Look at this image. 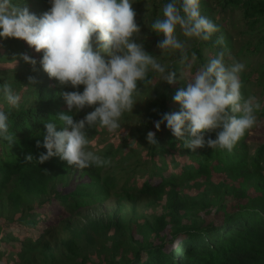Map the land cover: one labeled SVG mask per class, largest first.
I'll list each match as a JSON object with an SVG mask.
<instances>
[{
    "label": "trees",
    "instance_id": "trees-1",
    "mask_svg": "<svg viewBox=\"0 0 264 264\" xmlns=\"http://www.w3.org/2000/svg\"><path fill=\"white\" fill-rule=\"evenodd\" d=\"M165 2L133 0L140 29L133 40L150 53L163 38L151 29V22ZM20 6L38 17L51 7L49 0H20ZM199 7L217 31L207 41L190 40V59L195 54L191 74L219 52H224L226 65H232L229 52L235 57L243 50L251 59L264 51V0H200ZM241 20L250 39L233 52L227 28ZM177 33L186 39L179 29ZM25 54L35 59L39 69L28 66L22 58ZM42 54L23 39L0 38V84L8 82L24 95L16 108L0 106L10 113L13 136V143L0 141V264H264V141L254 148L247 141L264 118V59L255 71L258 75L251 77L244 69L239 73L244 98L256 97L247 86L250 79L260 84V104L254 123L231 152L207 146L193 152L165 124L155 128L161 114L180 110L173 96L190 77L184 73L180 78L183 66L179 55L172 54L167 64L177 70L175 82L159 81L151 73V89L138 82L137 103L120 119L123 133L121 127L113 132L99 126L88 130V136L94 137H88L87 149L104 163L79 168L57 156L43 163L36 160L47 151L42 146L44 122L59 124L55 117L72 114L60 95L64 86L43 70ZM20 65L24 72L13 74ZM93 108L85 107L74 119H82ZM148 131L156 133L157 145L148 144ZM217 131H206L205 139H215ZM28 154L33 156L31 161L25 159ZM77 170L81 181L68 184ZM212 177L216 191L209 202L185 193L183 184ZM111 193L131 201L130 215L123 213L118 201L105 220L95 216L77 224L70 219L82 208L104 202ZM140 197H148L147 204L159 209L151 213V221L144 219L135 233L123 237V227L132 219ZM56 229L62 232L54 243Z\"/></svg>",
    "mask_w": 264,
    "mask_h": 264
},
{
    "label": "clouds",
    "instance_id": "clouds-1",
    "mask_svg": "<svg viewBox=\"0 0 264 264\" xmlns=\"http://www.w3.org/2000/svg\"><path fill=\"white\" fill-rule=\"evenodd\" d=\"M50 9L38 17L20 0H0V38L23 39L35 51L41 52L40 64L50 78L73 91H62L69 113L44 122L42 146L37 161L43 163L57 156L67 165L79 168L101 165L104 161L89 144L88 130L96 126L113 132L121 127L125 112H132L137 103L138 82L146 89L154 86L153 76L173 84L176 71L160 61L165 54H178L184 73L191 74L195 54L189 57L190 40L210 39L217 25L200 12V0H166L160 15L151 22V29L162 35L157 47L159 57L148 53L142 44L133 40L140 29L135 22L133 0H49ZM186 38L180 39L177 30ZM25 62L35 64L28 55ZM243 63L226 65L224 52H219L207 64L199 67L187 79L185 88L176 91L174 101L178 112L163 113L154 122L157 130L165 124L184 147L195 152L205 146L231 152L255 119L260 100L253 94H241L239 73ZM83 85V91L79 86ZM156 85V84H155ZM0 96L13 108L21 96L11 84H0ZM94 109L79 120L75 113L85 107ZM73 110H75L73 112ZM239 114V115H237ZM10 113L0 108V141L13 143L9 132ZM60 127V130H58ZM218 130L215 139H205L206 131ZM149 145H157L156 133L148 131ZM41 141L37 140V147ZM26 161L33 156L28 154Z\"/></svg>",
    "mask_w": 264,
    "mask_h": 264
},
{
    "label": "rangeland",
    "instance_id": "rangeland-1",
    "mask_svg": "<svg viewBox=\"0 0 264 264\" xmlns=\"http://www.w3.org/2000/svg\"><path fill=\"white\" fill-rule=\"evenodd\" d=\"M147 4V2H146ZM142 15H144V13H146L145 11L141 12ZM136 22V19H135ZM226 29V28H225ZM227 31L230 33L229 37L232 41L233 46L231 47V51L235 52L237 49L240 50V47L242 44H244L247 40H249V35H247V32H244V27H243V21L241 20L237 26H234L232 28H227ZM148 33V32H147ZM138 37V36H136ZM148 38L150 39L151 36H148ZM148 52V51H147ZM150 53V52H148ZM153 56L159 57L161 55L160 50L157 49V47H153L152 51L150 53ZM234 53L229 52L227 54V58L232 62V63H243L245 65L244 67V71L246 73H249L250 76L252 77L253 75H258L257 72H255L258 67H260V62L264 59V51H261L259 53H256L251 59L246 57L243 54V50L242 53H240L239 55H236L235 57H232ZM172 54H165L162 55L160 57V61L162 63H168L169 61V57ZM259 60V61H258ZM252 61H254L252 63ZM22 65L15 67L13 69H15V73L13 72V74L16 75H20L24 72V69L21 67ZM28 66L31 68L32 66H34L36 69H39L40 65L35 63V64H31L29 63ZM264 66V65H263ZM32 70V69H31ZM186 77L190 76L191 74L187 73L185 74ZM190 78V77H188ZM251 81L247 84V86L249 87L251 92H255L256 93V97H258L259 95V91L261 90L260 88V84L257 83V81L252 78L250 79ZM76 89L71 88L70 86H64V88L62 89V91H73ZM79 91H83V85L79 86ZM18 93L20 96H24L22 92H16ZM8 104L7 101L4 99V97H2L0 99V106L4 107L3 105ZM94 109V108H93ZM93 109H91L90 111H92ZM84 116H82L81 118H83ZM121 123V121H120ZM124 131V127H121L120 132L123 133ZM106 135V134H104ZM89 138H93L92 136H88ZM103 137H100V144L103 143ZM249 145L251 148L256 147V145H258L259 143H261L262 141H264V118L261 119L257 125V127H255L254 129H252L249 132V137L247 139ZM88 146H86V150ZM104 168H106L104 166ZM264 171V170H263ZM78 170L74 171L73 175L71 174L69 176L68 180V184L73 185V183L79 182L81 181L82 177L78 175ZM214 177H212L211 179L208 178L206 182H202L198 179L193 180L189 183H185L183 184V186H185V193L191 197V198H197L199 196H203L204 201L205 202H209L211 200V198L214 196V192L216 191V183H213L214 181ZM148 197H143V198H139L136 204V209L134 211V214L132 216V219L130 221H128L127 227H123L125 228L124 230V235L123 237H126L128 235V233H135L142 225V223L144 222V219H147L149 221H151V213L152 212H156L159 209V205L154 207L152 204H147L150 199H147ZM118 201H120L123 206H124V211L123 213H127L128 215H130V213H132V211L130 210V206H131V201L130 200H126L124 198H122L120 200V197L115 196L113 193H111V196L106 199L104 202L100 203V204H96L93 206H89L84 207L80 210L79 214H74L70 216V219H73V221H75V223L77 224H82L85 221H87L90 217H99L103 220H105L107 218V215L110 214L111 212H113V210L115 209V207H117L118 205ZM60 210V208H59ZM63 211H60L59 213L61 214ZM122 213V214H123ZM57 214V213H56ZM64 214V213H62ZM61 214V215H62ZM56 233H55V241L54 243L57 241V238H60V234H61V230L56 229ZM120 233V231H119ZM23 236V234H21ZM58 235V236H57ZM137 236V235H136ZM105 241V238H99ZM83 246V244L81 243V247ZM87 250V249H86Z\"/></svg>",
    "mask_w": 264,
    "mask_h": 264
}]
</instances>
